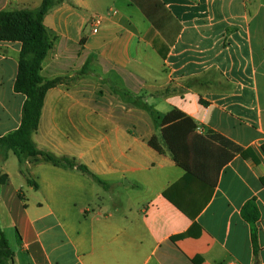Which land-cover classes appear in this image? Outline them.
<instances>
[{
	"label": "crops",
	"instance_id": "obj_1",
	"mask_svg": "<svg viewBox=\"0 0 264 264\" xmlns=\"http://www.w3.org/2000/svg\"><path fill=\"white\" fill-rule=\"evenodd\" d=\"M42 1L0 0V12ZM141 1L57 0L44 17L52 45L41 75L69 79L47 91L33 139L103 183L42 156L20 164L10 151L0 161V223L16 233L14 264H264V0H160L168 13L158 14ZM102 4L87 28L77 8ZM21 46L0 39V137L21 124ZM123 89L162 116L186 113L200 133L223 135L257 162L235 154L191 218L164 195L185 170L149 145L153 135L163 143L160 126ZM211 190L190 179L173 193L198 205ZM252 198L257 255L241 214Z\"/></svg>",
	"mask_w": 264,
	"mask_h": 264
},
{
	"label": "trees",
	"instance_id": "obj_2",
	"mask_svg": "<svg viewBox=\"0 0 264 264\" xmlns=\"http://www.w3.org/2000/svg\"><path fill=\"white\" fill-rule=\"evenodd\" d=\"M146 1L151 4L153 12L156 14L168 13L160 0ZM56 4L57 0H43L41 5L34 9L3 10L0 12V39L22 42L15 90L26 96L19 128L0 137V161L6 160L10 151L16 153L20 164L27 157L42 156L57 166L76 167L78 170L91 175L96 181L103 183L96 174L75 157L60 156L53 151L39 149L33 139L34 133L38 130L47 91L69 79L67 76L46 79L41 75L42 62L52 45L44 25V17ZM165 17L163 15V18ZM154 23L159 26L157 19L154 20ZM86 68L87 66L79 74H84ZM121 91L124 97L134 98L140 105L146 107L160 126L163 143L157 135H153L149 140V145L160 153L169 151L176 164L185 170V175L180 181L165 190L164 195L191 218H194L210 199L211 188L216 186L219 172L235 154L240 153L242 156L251 157L257 162L252 151L244 149L223 135L216 132L200 133L195 121L186 113L174 109L162 116L153 106L143 103L139 97L130 91L126 89ZM262 148L264 150V143ZM25 177L28 184L37 187L28 175L25 174ZM190 179H196L211 190L209 195L203 198L198 205H194L190 197H182L178 193H173L179 185ZM241 214L251 225L252 243L257 255L259 244L256 222L260 218V210L255 198L244 204ZM194 261L199 264V260ZM14 262L15 252L0 224V264H13Z\"/></svg>",
	"mask_w": 264,
	"mask_h": 264
},
{
	"label": "rangeland",
	"instance_id": "obj_3",
	"mask_svg": "<svg viewBox=\"0 0 264 264\" xmlns=\"http://www.w3.org/2000/svg\"><path fill=\"white\" fill-rule=\"evenodd\" d=\"M97 5V3H96ZM104 5L100 6H92L91 9H86V8H77V12L80 14V16L84 19L87 20V28H89V20L91 17L94 15H100L103 12ZM30 198V197H29ZM1 214V211H0ZM5 226H6V237L8 238V241L13 245L16 246V233L13 229H11L9 226H7L6 218L3 220ZM1 224V223H0ZM2 226V225H1ZM4 230V229H3ZM5 231V230H4Z\"/></svg>",
	"mask_w": 264,
	"mask_h": 264
},
{
	"label": "built area",
	"instance_id": "obj_4",
	"mask_svg": "<svg viewBox=\"0 0 264 264\" xmlns=\"http://www.w3.org/2000/svg\"><path fill=\"white\" fill-rule=\"evenodd\" d=\"M100 22H101V20L99 18H93V20H92V23L95 26L98 25V24H100Z\"/></svg>",
	"mask_w": 264,
	"mask_h": 264
},
{
	"label": "water",
	"instance_id": "obj_5",
	"mask_svg": "<svg viewBox=\"0 0 264 264\" xmlns=\"http://www.w3.org/2000/svg\"><path fill=\"white\" fill-rule=\"evenodd\" d=\"M14 264V263H13Z\"/></svg>",
	"mask_w": 264,
	"mask_h": 264
}]
</instances>
